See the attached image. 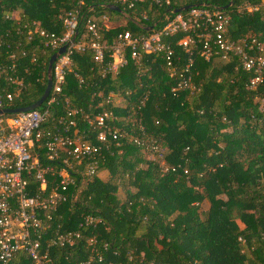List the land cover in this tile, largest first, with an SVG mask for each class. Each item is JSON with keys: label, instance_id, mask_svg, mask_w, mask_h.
Segmentation results:
<instances>
[{"label": "trees", "instance_id": "16d2710c", "mask_svg": "<svg viewBox=\"0 0 264 264\" xmlns=\"http://www.w3.org/2000/svg\"><path fill=\"white\" fill-rule=\"evenodd\" d=\"M228 1L142 0L125 9L109 0H0V94L11 95L2 107H25L40 97L55 49L43 46L38 31L61 35L67 11L78 8L76 38L88 37L90 20L110 41L122 31L157 29L175 14L172 9L203 6L230 14L229 39L264 45V0H233L222 8ZM245 4L257 9L236 12ZM177 37L168 39L171 61L181 68L190 56L192 92L171 91L179 78L168 74L161 53L141 54L103 76L90 51L71 55L51 115L55 122L65 112V120L76 121L71 132L89 129L87 138L100 149L95 173L70 186L71 199L53 215V226L79 237L72 245L50 246L52 264H264V67L249 87L253 73L236 56L188 55L175 44ZM11 71L19 83L8 79ZM66 105L75 113L68 115ZM105 109L114 117L108 126L120 135L99 143L97 129L83 119ZM22 263L30 261L21 256L11 262Z\"/></svg>", "mask_w": 264, "mask_h": 264}, {"label": "built area", "instance_id": "2783aa9c", "mask_svg": "<svg viewBox=\"0 0 264 264\" xmlns=\"http://www.w3.org/2000/svg\"><path fill=\"white\" fill-rule=\"evenodd\" d=\"M109 1L131 9L142 0ZM154 3L159 4V0H154ZM243 9L253 11L257 6L245 4L236 7V12ZM101 20L106 26L107 19L102 16ZM229 20L230 14L219 10L190 7L167 17L157 29L152 28L147 34L132 35L129 31H122L108 41L101 38L95 22L90 20L85 23L88 37L79 35L76 38L79 11L75 8L65 12L61 35L38 31L44 39V47L56 51L63 46L64 50L51 64L50 88L39 107L10 116L0 114V264H11L21 256L30 264H52L48 255L50 246L72 245L79 237L77 232L62 231L52 223L58 206L72 197L69 187L95 173L100 149L99 144L87 138L89 129L80 128L71 132L70 128L75 127L76 121L65 120V112L56 116L55 122L51 115V108L57 104V95L70 72L71 55L90 51L92 62L98 66L97 72L103 76L116 74L129 59L138 60L141 54L161 53L168 74L176 76L177 73L179 78L171 91L192 92L195 87L188 70L190 56L186 66L181 68L171 61L173 49L168 39L178 36L175 44L188 55L196 52L204 60L216 56L223 59L236 56L241 68L253 73L249 87H254L263 73L264 45L254 38L229 39ZM175 59L178 62L179 56ZM8 77L13 82H20L14 71ZM111 95L108 94L106 102ZM10 97L8 93L0 94V109H4L3 100ZM65 107L68 115L75 113V109ZM113 119L112 112L105 109L91 118L84 115L83 121L97 129L94 134L96 142L104 143L116 140L120 135L115 126H108L107 122ZM85 221L89 223L93 219L85 218Z\"/></svg>", "mask_w": 264, "mask_h": 264}, {"label": "water", "instance_id": "95a60500", "mask_svg": "<svg viewBox=\"0 0 264 264\" xmlns=\"http://www.w3.org/2000/svg\"><path fill=\"white\" fill-rule=\"evenodd\" d=\"M232 1L233 0H229L222 8H227L229 6L232 5ZM106 8L110 9V10H113V11H118V12H121V9L114 5V4H106L105 5ZM190 7V5H185V6H182V7H178V8H175V9H172L171 12L172 13H177L181 10H185V9H188ZM153 26L150 25L146 28V30H150ZM64 50V47L61 46L59 47L54 53H52L50 55V57L48 58V61H47V65H46V84H45V87H44V90L42 92V94L40 95V97L32 104L28 105V106H25V107H21V108H14V109H0V114H3V113H17V112H22V111H27V110H31L33 108H36L38 107L41 102L43 101V99L46 97L48 91H49V88H50V69H51V64L52 62L54 61V59L63 52Z\"/></svg>", "mask_w": 264, "mask_h": 264}, {"label": "rangeland", "instance_id": "374dc122", "mask_svg": "<svg viewBox=\"0 0 264 264\" xmlns=\"http://www.w3.org/2000/svg\"><path fill=\"white\" fill-rule=\"evenodd\" d=\"M119 193H120V191H119ZM206 207H207V202L204 201V202L202 203V205H201V209H205Z\"/></svg>", "mask_w": 264, "mask_h": 264}]
</instances>
